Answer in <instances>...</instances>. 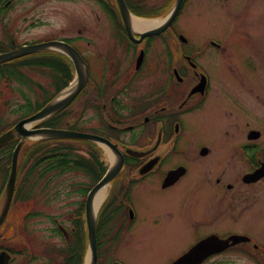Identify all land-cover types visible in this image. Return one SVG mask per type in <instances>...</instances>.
<instances>
[{
    "label": "rangeland",
    "instance_id": "1",
    "mask_svg": "<svg viewBox=\"0 0 264 264\" xmlns=\"http://www.w3.org/2000/svg\"><path fill=\"white\" fill-rule=\"evenodd\" d=\"M6 1L0 0V6ZM163 1L152 0L148 6L141 4V9L143 8L144 11L141 10L142 13L140 15H159L158 19L164 18L167 12L158 10ZM106 2H109L112 7H116L114 0H107ZM232 2L233 0H230L229 4ZM10 4L14 6L11 11L8 9L5 13H0L1 41H10L16 38L19 42L24 43L45 36L55 38L82 37L74 45L86 55L90 62L92 82L65 110L66 117L64 119V121L67 120L79 128L82 127L94 131L96 130L95 127L102 126L99 116H102V111H104L102 106L107 99L97 103V85L107 86V82L112 79L113 72L118 67L123 70L135 69L136 60L142 47L149 48L150 42L153 43L147 55L146 65L142 67L143 71L146 70V72H140L133 83L134 89L140 92L137 94H142L146 91L150 92L153 87L156 89L157 85H153L154 80L158 78L161 69L167 68L165 37L155 36L154 40L147 41L146 39L143 42H139L140 44L132 42L128 39V34L124 28L113 27L110 24L109 14L106 13L102 0L101 4L99 0H10ZM244 4L247 5L248 3L244 2ZM263 7L264 0H256L250 8V12L246 11V7L242 8L238 13L229 12L223 14L225 20L236 22L237 25L239 23L240 28H235L229 24L224 25L223 21L220 22L219 14L216 15L213 12L210 13L211 18H209L212 20L211 22L206 20L203 13H198L196 14V22L192 23V19L195 16L192 5L185 8L180 21L186 23L185 25L183 23L182 26L191 38V44H196L197 48L202 51L198 58L210 71L213 84L215 85L213 95L216 101V91L220 90L219 86L223 83L222 73L227 71V78L232 80L230 71L226 70V64L229 68L228 65L232 62L235 69L241 70L242 74L237 73L240 79L243 78V73L253 77L249 69V65L252 62L246 55L243 47L244 43L233 40V34L236 37L237 33L232 34V31L237 30L239 33L250 24H257L259 29H262L261 27H264ZM4 15L6 17L3 18L2 16ZM149 19H157V17ZM2 20L4 21L2 22ZM210 36L220 37L226 49L221 52L213 48L210 49L209 45L204 43V39ZM261 36L263 37L261 38V43L264 52L263 30ZM120 39L122 44L119 43ZM63 56L70 60L68 56ZM70 64L73 74H76L72 61ZM260 72L261 87L258 91L260 101L253 100L251 103L247 102L248 104L245 102L246 107L250 106V111L247 109L248 112L243 113V111L235 108L233 109L234 114L229 113L226 116L224 106L220 107L217 105V103L222 104V102L214 100L213 103L216 102L214 106H206L199 118H193L188 121L187 125L190 127L187 128L186 133L192 134L195 144L204 142L211 144L216 140L213 139V133H229V135L233 134L236 136V138H232L234 141L228 140L229 136L222 138L217 136L218 139L214 148H217L216 150L218 151L233 149L234 145L232 146V144L237 143L239 135L247 133L250 127L260 128L264 139V65ZM23 74L27 80L25 85L18 83L14 79L11 80V83L5 82L6 100L12 108L21 107L27 98L32 102L41 103L43 94L33 82L37 81L44 86L51 82L49 74H43L39 69L37 71L23 70ZM246 79L248 80L249 78L246 76ZM2 86L3 84H1ZM83 108H85L84 116L80 113ZM231 109L229 110L231 111ZM147 113L142 112L140 117L143 118ZM105 115L109 116L110 112L107 110ZM105 115L103 114V116ZM210 115L213 116L211 118L215 119L216 117L214 116L218 115L217 120L213 121V123H217L216 125H213L211 119L208 118ZM146 132L147 135L151 134L149 129ZM125 136L129 139L131 135L127 134ZM39 140L40 138L36 137L29 138L23 151L25 149L29 150ZM74 146L80 153L91 148L94 149V146H90L86 142H77L74 143ZM182 146H185V142L182 143ZM96 148L101 160L108 168L111 162L105 155L104 148L99 144H96ZM23 151L18 180L20 196H17L10 216L6 219L0 232H4L5 235L17 234L14 238L18 245L26 251H31L32 255L35 256L34 261L30 264H62L67 243L56 232L58 223L64 225L66 229L68 228L67 230H72L75 224L73 218L79 214L80 202H85L86 199V195L81 193L80 188L89 187L90 183H92L91 178L84 172H72L64 175L51 173L49 176H54L50 181H37L34 179L24 182V177L27 175L25 163L29 156L27 153L24 154ZM230 165L233 166L225 169L222 166L218 170L217 175L226 170L224 180L238 181V179H235V174L241 172L243 166L237 161H233ZM196 169V165H193V170L196 171ZM194 180L195 176L191 175L169 190L160 189L156 184L151 183L145 194H135V201L140 211V216L137 223L133 226L135 231L134 238L132 236L126 237L123 243L114 251L108 248L107 252L109 254L106 253V257L110 258L111 255L118 254V257L125 264H166L171 253H175L191 242H196L200 236L210 230H219L222 233H225V231H246L255 235L264 243V217L255 216V219L250 218L254 215H245L242 210L238 214L227 215V210H224L223 195L219 193L218 188L212 189L210 186H202L191 196L190 203L184 205L183 202L180 205V198L188 195L190 189L195 187ZM235 183L239 185V183ZM21 185L24 187L22 188ZM111 185L108 184L106 186L107 192L102 206L108 199ZM250 190L255 192L256 188H250ZM262 192L263 194L260 196L262 202L260 201V204H264V191ZM30 195L31 197H29ZM22 196L25 198L23 199ZM254 203H257L255 197L249 201V204ZM102 206L100 209H102ZM31 212L36 215L28 216ZM163 213L165 215L171 213L173 218L170 221H168V217L160 218L158 223H152L153 216L158 217L160 215L163 217ZM79 221L84 224V231L82 230L84 239L81 249L85 250L83 257V264H85V259L88 255L86 252L88 241L85 208L81 210ZM107 245L108 243L105 244V247ZM249 256L251 255L246 256L235 249L232 252L211 259L206 264H256L251 259L252 256ZM20 258L25 259L24 255ZM102 260L106 262L104 256Z\"/></svg>",
    "mask_w": 264,
    "mask_h": 264
},
{
    "label": "flooded vegetation",
    "instance_id": "2",
    "mask_svg": "<svg viewBox=\"0 0 264 264\" xmlns=\"http://www.w3.org/2000/svg\"><path fill=\"white\" fill-rule=\"evenodd\" d=\"M99 1L101 4V0ZM139 1L142 5L148 6L152 0ZM229 1L184 0L179 14L173 21L172 27L175 28L179 36L186 35L185 46L187 52H182V42L178 43L174 42L172 38H164V43L167 45V52L165 54L167 57V68L161 69L158 78L154 80L153 85H157L156 89L153 87L150 92L146 91L145 93L137 94L140 92L134 89L133 83L137 79L138 74L143 71L142 67L136 70L131 68L123 70L118 67L114 70L112 79L107 82V86L97 85V103H100L104 99H107L108 102H104L102 106L104 111H102V116H99L102 126L95 127V131L97 134L105 136L115 143L117 148L112 149V151L116 160L121 155H124L125 158L123 166L111 183V191L97 221L96 233L99 248V264H113L117 261L124 263L118 257V254H113L110 258L106 257V253L109 254L107 249L110 248L114 251L123 243L126 237L132 236L134 238L135 231L133 226L137 223L140 216V211L135 201V194H145L147 188H150L151 183L156 184L160 189L169 190L179 185L189 176L194 175L195 187L191 188L189 194L184 196L186 197L184 200V197L180 198V205L183 202L184 205L190 203L191 196L196 193L197 189H200L202 186H210L212 189L218 188L219 193L223 195V205L225 206L224 210L228 212L227 215L238 214L242 210V213H245V215H254L250 218L255 219V216L264 217V204L259 203L260 201L262 202L260 196L263 194L262 191H264V174L262 173L264 172V139L262 138L263 132L261 129L250 127L247 133L239 135L237 143L232 144V146L234 145L233 149L222 151L214 148L218 139L217 136H221V138L229 136L228 140L231 141H234L232 138H236V136L233 134L229 135V133H213V139H216L215 142L211 144L208 142L195 144L192 134L186 133L187 128L190 127L187 125L188 121L193 118H199L206 106H214L216 102H222V104L217 103V105L220 107L224 106L227 116L229 113H233V109L235 108L246 113L248 112L247 109L250 111V106L246 107L247 102L251 103L253 100L260 101V94L258 92L261 87L260 70L264 65V52L261 43V38L263 37L261 35L262 30L264 32V27L259 29L257 24H250L239 33L237 30L232 31V34L237 33L236 37H238L236 38L233 34L232 39L244 43L243 47L246 55L252 62L249 65V69L253 77L243 73V78L240 79L237 73L242 74L241 70L235 69L232 62L229 63V68L226 64V70L230 71L232 80L227 78V71L222 73L223 83L219 86L220 90L216 91V101L213 95L215 85L213 84L210 71L198 58L202 54V51L200 48H197L196 44H191V38L182 26L183 23L184 25L186 23L180 21L185 8L192 5V10H194L195 14L192 23L196 22V14L198 13H203L206 20L211 22L212 20L209 18H211L210 13L213 12L216 15L219 14L220 22L223 21L224 25L229 24L235 28H240L239 23L237 25L236 22L225 20L223 14L229 12L238 13L242 8L246 7V11L250 12V8L256 0H233L231 4H229ZM127 2L132 10L133 8L139 9L137 0H127ZM172 2L173 0H164L158 10L160 12H167L171 8ZM244 2L248 4L245 5ZM13 8L14 6L10 4V0H7L0 6V13H5L8 9L11 11ZM106 13L109 14V21L113 27L125 28V24L118 14L115 15L109 11ZM153 17H159V15ZM154 37H146L143 41L146 39L147 41H152ZM158 37H161V35ZM55 39L71 41L73 44H76V41H79L82 37L55 38L45 36L24 43L13 38L10 41L0 43L1 45L3 44L0 48V53L17 49L24 44L41 43ZM119 43L122 44L121 39ZM150 43L151 45L153 44L152 42ZM204 43L209 45L210 49L213 48L218 50V52L226 49L220 37H206ZM151 45L149 48H141V50H145V56L149 53ZM52 54L51 50L50 52L41 51L0 63V205L5 202L4 197L9 178L13 171L16 151L18 150L16 162L19 173L23 148L26 141L31 138L23 137L25 130L36 127H52L43 125L41 122L32 125L24 124L18 128V124L22 120L35 113L53 99V96L60 87V82L55 80L52 75V65L42 63L25 64V61L27 59L38 61L46 57L51 58L49 56ZM145 58L142 66L146 65L147 57ZM37 69L43 74L48 73L51 79L50 84H46V86L37 81L33 82L36 88H39L43 94L42 102H32L27 98L21 107L17 109L16 107L12 108L6 100L5 82L11 83V80L14 79L18 83L25 85L27 80L23 74V70L37 71ZM143 72H146V70ZM246 76L249 78L248 80ZM1 84H3L2 87ZM214 100L216 101L215 103H213ZM230 108H232L231 111L229 110ZM107 110L110 112L109 116L105 115ZM142 112L148 113L142 118L140 117ZM80 113L84 116L85 108ZM15 114H17L16 117ZM192 115L196 116L192 117ZM218 115L214 116L216 119L211 118L213 117L211 115L208 118L213 123V121L217 120ZM65 122L68 125L71 124L67 120ZM216 124L213 123V125ZM147 129L151 131V134L147 135ZM127 134L131 135L129 139L125 136ZM183 142H185V146H182ZM131 149L137 150L141 154L134 155L131 153ZM233 161L242 164V171L244 168V171H241L242 173L238 172L235 174V179H238V181L224 180L226 170L217 175L218 170L222 166H224V169L232 167L233 165H230V163ZM193 165H196V171L193 170ZM235 182L239 183V185ZM18 186L17 180L10 209L4 222L0 225V230L8 216H10L12 206L16 202ZM250 188H256L255 192L254 190H250ZM254 197L257 199V203L249 204L250 199ZM2 211L3 206L1 205L0 215ZM165 217H168V221L173 218L171 213L166 215L163 213V217L160 215L158 217L153 216L152 223H158L160 218ZM75 218L79 221L80 216L77 215ZM75 218H73V221H75ZM60 228L67 245H71L75 241L77 227L74 225L71 231L61 226ZM232 234L248 236L249 238H244L238 244L207 257L201 264L209 263L211 259L232 252L235 249L246 256L251 255L252 257H249L256 264H264V243L255 235L246 231H225V233H222L219 230L207 231L196 242H191L175 253H171L169 261L167 260L166 264H172L205 237L210 235L228 237ZM14 236L16 237L17 234L5 235L4 232H0V254L4 253V256L8 258V264H26V258L28 259L29 256L27 254L32 252L26 251L18 245ZM107 243L108 245L105 247ZM22 255L25 257L24 260L20 258ZM103 256L106 262L102 260ZM30 263L27 261V264Z\"/></svg>",
    "mask_w": 264,
    "mask_h": 264
},
{
    "label": "water",
    "instance_id": "3",
    "mask_svg": "<svg viewBox=\"0 0 264 264\" xmlns=\"http://www.w3.org/2000/svg\"><path fill=\"white\" fill-rule=\"evenodd\" d=\"M117 1L130 37L136 42H141L143 38L150 35L159 34L170 25V23L174 20L177 13L179 12L183 0H177V3L173 11L162 25H160L156 29L148 30L145 32L135 30L133 25V15L129 10L125 0H117ZM135 32L139 33L140 35L139 38L135 36ZM48 49H55L62 51L71 58L76 69V77L74 83L70 85V87L63 90L57 97H55L39 112L22 120L18 124V128H20V126H23L25 123L41 121L61 111L62 109L67 107L79 95V93L85 88V86L89 82L90 67L88 62L84 59V57L75 47L63 41L55 40L44 43L31 44V45L22 46L21 48L14 51L1 53L0 63L27 54H31L42 50H48ZM143 56H144V52L141 53L139 62L142 60ZM26 136H33L36 138L89 139L92 141L106 144L110 148L116 147L110 140H108L105 137L93 133L82 132L72 129L50 128V127L36 128L33 130L27 129L23 134V137ZM17 153L18 150L16 151L13 171L6 188L4 208L0 215V224L3 222L7 214L15 189V181L17 176V162H16ZM122 162H123V157H119L118 160H116L115 158L110 169L107 171L103 179L100 182H98L89 192L86 202V221H87L88 235H89V252H88L87 264H98L97 237H96L97 210L94 209V198L97 195L98 191L102 187L106 186L115 177V175L118 173V171L122 166ZM240 238H241L240 236H233L230 238V240H234V242H237L238 240H240ZM228 244H229V240H223L216 236L208 237L203 241H201L200 243H198L188 253H186L183 257L175 261L173 264H198L206 256L216 251H220L224 249L225 247H227ZM0 264H5L2 255L0 256Z\"/></svg>",
    "mask_w": 264,
    "mask_h": 264
},
{
    "label": "trees",
    "instance_id": "4",
    "mask_svg": "<svg viewBox=\"0 0 264 264\" xmlns=\"http://www.w3.org/2000/svg\"><path fill=\"white\" fill-rule=\"evenodd\" d=\"M49 57L51 58L46 57L38 61L27 59L25 64L42 63L52 65L55 73L54 79L60 82L58 90H61L66 87L74 77L71 64L62 54L56 52H53ZM65 117L66 111H62L45 120L42 124L52 127L66 126L67 123L64 121ZM77 142H86L88 145L94 146V149H88V151L82 154L74 146V143ZM25 153H27L29 159L25 163L27 175L24 177V182L34 179L37 181H50L54 176H49L51 173L55 175H64L72 172H84L90 176L91 182L93 183L97 182L106 170V166L101 160L96 148V143L92 141L78 139H43L30 147L29 150L25 149L24 154ZM80 191L82 194L86 195L88 187L80 188ZM83 208H85L84 201L80 202V214ZM79 224V229L76 233V243L73 246H69L66 252V258L62 264H83L85 250L81 248L84 239V232L82 233V230L84 231V224L81 222Z\"/></svg>",
    "mask_w": 264,
    "mask_h": 264
},
{
    "label": "bare ground",
    "instance_id": "5",
    "mask_svg": "<svg viewBox=\"0 0 264 264\" xmlns=\"http://www.w3.org/2000/svg\"><path fill=\"white\" fill-rule=\"evenodd\" d=\"M162 22L163 21H160L158 19L135 18L133 20V25H134L135 30L145 32L148 30H153V29L158 28L162 24ZM29 128H31V127L29 126ZM101 146L104 148V151L106 153L105 155L107 156V158L112 163L115 159V155L113 154L112 149L105 144H101ZM106 188H107L106 186L102 187L98 191L97 195L95 196V198H94V209L95 210H97L99 208V206L102 204V202L104 201L105 196H106V192H107Z\"/></svg>",
    "mask_w": 264,
    "mask_h": 264
}]
</instances>
